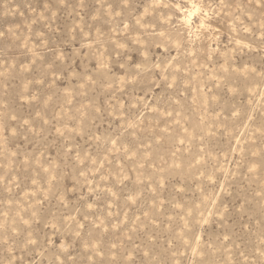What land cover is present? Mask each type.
<instances>
[{
	"label": "rangeland",
	"instance_id": "rangeland-1",
	"mask_svg": "<svg viewBox=\"0 0 264 264\" xmlns=\"http://www.w3.org/2000/svg\"><path fill=\"white\" fill-rule=\"evenodd\" d=\"M0 264H264V0H0Z\"/></svg>",
	"mask_w": 264,
	"mask_h": 264
}]
</instances>
